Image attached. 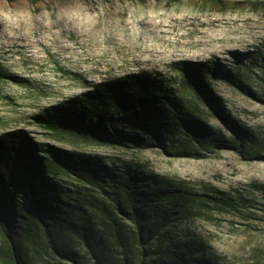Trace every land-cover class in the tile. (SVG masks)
I'll return each instance as SVG.
<instances>
[{
  "label": "rangeland",
  "instance_id": "rangeland-1",
  "mask_svg": "<svg viewBox=\"0 0 264 264\" xmlns=\"http://www.w3.org/2000/svg\"><path fill=\"white\" fill-rule=\"evenodd\" d=\"M188 63L201 67L222 113L191 91L180 69ZM263 64L264 0H0V133L22 128L41 144L100 159L121 180L129 167L138 178L167 180L173 191L145 199L139 244L135 225L111 197L126 205L122 194L86 183L91 204L62 237L76 261L38 235L22 238V259L95 264L87 243L99 242L106 264H174L171 248L206 264H264ZM140 71L174 90L185 85L178 93L209 130L203 145L180 151L179 142L104 143L34 117L99 82ZM58 177L73 186L69 176ZM4 246L0 235V264H7Z\"/></svg>",
  "mask_w": 264,
  "mask_h": 264
},
{
  "label": "trees",
  "instance_id": "trees-1",
  "mask_svg": "<svg viewBox=\"0 0 264 264\" xmlns=\"http://www.w3.org/2000/svg\"><path fill=\"white\" fill-rule=\"evenodd\" d=\"M195 65L188 63L180 67L183 78L190 81L189 87L194 94L209 99L220 112V104L213 100L211 90L201 77V67ZM179 90L183 92L185 85L174 90L161 78L140 71L99 82L91 89L45 107L34 117L45 127L68 128L84 138L104 143L142 147L155 141L164 147L169 142H179L180 151H185L195 142L203 145V137L209 130L191 112L192 104L183 100ZM106 169L110 168L100 159L41 144L22 128L1 132L0 235L5 244L3 250L7 259L4 263L29 264L22 259V238L33 240L37 235L48 242L52 251L76 261L74 252L64 248L62 237L73 226V220L83 215L84 203L91 204L81 187L87 186L86 183L100 185L106 192L105 186L111 185L116 193L122 194L126 205L119 195L111 197L135 225L138 232L132 236L141 244L146 219L145 199L173 194L171 185L153 174L138 178L136 170L131 172L129 167L124 180L113 172L106 173ZM58 174L69 176L73 186L63 184ZM80 223L84 228L85 221L80 220ZM77 234L86 241L83 233L78 231ZM87 245L95 264H106L108 253L103 243L89 242ZM167 253L174 264L208 263L204 257L196 260L188 251L171 248Z\"/></svg>",
  "mask_w": 264,
  "mask_h": 264
}]
</instances>
